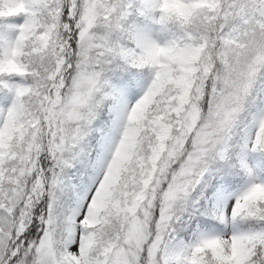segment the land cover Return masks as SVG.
<instances>
[{
    "label": "snow or ice",
    "instance_id": "1",
    "mask_svg": "<svg viewBox=\"0 0 264 264\" xmlns=\"http://www.w3.org/2000/svg\"><path fill=\"white\" fill-rule=\"evenodd\" d=\"M0 264H264V0H0Z\"/></svg>",
    "mask_w": 264,
    "mask_h": 264
}]
</instances>
